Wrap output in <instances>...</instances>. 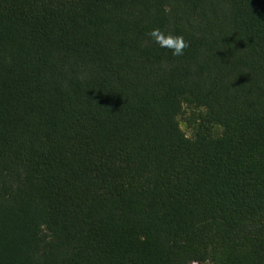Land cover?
Masks as SVG:
<instances>
[{"label": "trees", "instance_id": "obj_1", "mask_svg": "<svg viewBox=\"0 0 264 264\" xmlns=\"http://www.w3.org/2000/svg\"><path fill=\"white\" fill-rule=\"evenodd\" d=\"M0 264H264V0H0Z\"/></svg>", "mask_w": 264, "mask_h": 264}, {"label": "clouds", "instance_id": "obj_2", "mask_svg": "<svg viewBox=\"0 0 264 264\" xmlns=\"http://www.w3.org/2000/svg\"><path fill=\"white\" fill-rule=\"evenodd\" d=\"M149 35L156 40L161 47L170 48L173 50V55H182L183 49L187 46L182 36H167L160 29H153Z\"/></svg>", "mask_w": 264, "mask_h": 264}, {"label": "rangeland", "instance_id": "obj_3", "mask_svg": "<svg viewBox=\"0 0 264 264\" xmlns=\"http://www.w3.org/2000/svg\"><path fill=\"white\" fill-rule=\"evenodd\" d=\"M179 125L181 130L183 131V133L187 136V137H191L192 133L190 131V129L187 127V125L185 124L183 119L179 120Z\"/></svg>", "mask_w": 264, "mask_h": 264}]
</instances>
